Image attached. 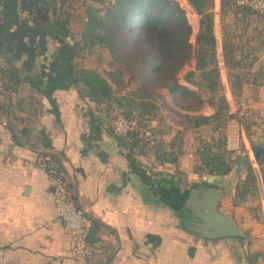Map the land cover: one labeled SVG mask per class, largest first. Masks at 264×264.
I'll return each mask as SVG.
<instances>
[{"label":"crops","instance_id":"0c3cea01","mask_svg":"<svg viewBox=\"0 0 264 264\" xmlns=\"http://www.w3.org/2000/svg\"><path fill=\"white\" fill-rule=\"evenodd\" d=\"M41 1L0 0V51L43 90L40 122L53 149L62 152L69 193L89 214L85 234L93 249L92 264H249L247 252L264 251L262 246L238 244L232 236L205 238L180 225L178 210L199 183L196 173L190 172V184H185L180 175V170H187L184 160L175 165L134 155L127 137L101 126L86 87L73 83L69 66L63 64L68 52L60 46L70 39L51 14L48 24L57 25L54 31L46 27L24 33L16 27L24 14L20 6ZM87 1L72 0L71 24L85 18ZM232 2L236 4L230 0L224 8L231 6L234 18L242 19ZM182 5L198 31L199 16L187 0ZM211 9L217 60L225 77V94L231 96L219 42L221 0H213ZM254 41L261 48L250 71L264 73V29ZM80 62L76 58L75 67H83ZM257 78L243 82L241 97L263 110L264 78ZM4 123L0 122V264H77L72 240L55 214L52 177L37 150L15 143ZM252 164L256 172L257 164ZM256 263L264 260L259 256Z\"/></svg>","mask_w":264,"mask_h":264},{"label":"trees","instance_id":"16d2710c","mask_svg":"<svg viewBox=\"0 0 264 264\" xmlns=\"http://www.w3.org/2000/svg\"><path fill=\"white\" fill-rule=\"evenodd\" d=\"M187 1L199 15L194 50L189 42L192 25L186 16V9L177 0H88L84 3L85 18L78 31H73L71 27L72 0H43L20 6L24 14L16 22V27L24 33H35L46 27L54 31L57 25L48 24L51 21L47 14H51L64 36L70 39L60 46L61 51L68 52L62 63L69 66L71 81L86 87L85 95L92 102L101 126L113 131L116 119L125 117L132 120L127 141L134 155L152 157L156 163L167 161L178 165L181 159L179 150L174 148L172 138L166 140L163 137L169 126L162 127L165 120L158 115L159 105L155 99L135 89L122 92L130 77L137 79L145 89L165 88L171 105L183 110L179 121L182 128L211 127L210 138H201L196 146V162L192 171L221 174L223 177L233 168L244 169V175L235 182L231 193L232 204L238 205L248 196L258 197L257 175L246 154L233 156V150L226 147L222 129L229 103L221 92L211 9L213 0ZM229 1L221 0V12ZM235 6L243 15L255 12L242 4L236 3ZM259 15L264 18V14ZM221 46L230 90L237 99L241 96L244 81H254L258 76L264 78V73L252 72L254 78H248L242 67H248L250 62L242 64L244 56L236 54L237 45L229 36L223 35ZM101 48H106L110 54L109 68L104 73L90 66L75 67V59L84 53L96 54L99 59ZM192 52L194 67L186 72L185 80L195 89L180 84L175 77ZM125 74H129L127 80ZM25 86L32 93L31 99L26 101L23 96L14 98L13 93ZM42 95L43 90L31 81L29 75L22 77L11 58L0 51V122H5L15 143L21 142L37 150V156L49 175L58 178L68 191L69 177L62 164V152L53 149L51 137L40 122V116H37L38 111L43 114ZM204 102L214 108L211 114L188 112L199 109ZM249 118L250 115L240 116L247 136L250 135ZM147 129L150 130L148 136L145 135ZM257 146L262 148L256 164L264 189V144L253 145ZM201 184H204L203 180ZM178 211L180 225L190 231L185 226L191 217L189 208L183 204ZM232 237L240 244L248 234ZM259 256L264 260V251L246 254L249 264H257Z\"/></svg>","mask_w":264,"mask_h":264},{"label":"rangeland","instance_id":"374dc122","mask_svg":"<svg viewBox=\"0 0 264 264\" xmlns=\"http://www.w3.org/2000/svg\"><path fill=\"white\" fill-rule=\"evenodd\" d=\"M182 5V0H177ZM234 4V2H232ZM235 5V4H234ZM183 6V5H182ZM192 8V7H191ZM185 9V8H184ZM231 6L224 8L222 12H220V38L219 42L221 45L222 37L229 36L230 39L234 42L236 47V54L238 56H244L242 59V64L250 62L248 67L243 66L242 70L246 73V76L251 79L254 78V74L250 71V68L253 66L255 61V52L261 48V44H258L254 41V37L259 33L260 30L264 29V18L263 16L256 14L255 12H249L246 15L242 13V19L234 18V12ZM193 10V9H192ZM84 11V10H83ZM194 11V10H193ZM80 11H76L77 17H79ZM186 13V10H185ZM196 13V12H195ZM197 14V13H196ZM198 15V14H197ZM188 16V15H186ZM199 16V15H198ZM189 21L192 25L191 33L189 35V42L191 44L192 50H194L195 46V35L197 33L196 24L193 22V17L189 14ZM187 18V19H188ZM80 20L73 22L71 25L73 31H78L80 29ZM218 31V30H217ZM216 31V35L218 33ZM100 58L97 59L96 54H87L84 53L80 56L81 64L83 66H90L96 68L100 72L104 73L106 69L109 68L108 62L110 60V54L106 48H101ZM216 48V53H217ZM194 52V51H193ZM193 52L189 58V60L176 72L175 77L180 84H184L191 88H196L194 85L188 83L185 80V74L188 70L193 69L194 67V55ZM247 54V55H246ZM218 61V60H217ZM220 66L218 62V67ZM220 68V67H219ZM129 74H125V78L127 80ZM219 76L221 81V92L224 93L228 103V113L225 117V124L222 129L224 134L230 135L235 134L237 146L233 148L232 155L237 154H246L250 163H254L253 156V142L258 140L260 137H264V109L261 110L260 107H253L249 105V103L245 102L243 98L240 96L237 99L231 96H227L225 94V77L223 75L222 68L219 69ZM261 76H258L257 79H260ZM127 85L124 86L122 92L126 90L135 89L138 92L148 94L150 97H153L156 103L159 105L158 115L162 116L165 120L162 127L165 125L169 126V130L163 134V137L166 140H170L172 138V143L174 148H178L180 155V163L184 160L186 171L180 170V175L184 179L185 184H190L187 175L192 171V166L195 164V149L198 145L201 138L209 139L211 136V127L209 125H203L197 127L195 129H184L179 124L181 119V113L183 110L176 109L171 105L170 97L165 88H155L153 90L145 89L143 86H140V82L137 79L130 77L128 79ZM243 91V89H242ZM241 91V92H242ZM231 92V90H230ZM29 90L26 88L20 89V91L13 93L14 98L18 96H23L26 101L31 99ZM204 96H207L206 93H203ZM248 108L250 110V118L248 120L249 123V131L250 135L247 136L245 128L240 122V116L237 111L241 108ZM43 111V109H42ZM214 111V108L210 106L207 102H204L203 105L193 111H188L189 113H203V114H211ZM37 112V116L41 118L42 114ZM38 117L35 118L37 121ZM154 124V121H152ZM180 131V132H178ZM216 134V133H215ZM264 144V140L262 142ZM227 137H226V147ZM228 148V147H227ZM253 165V164H252ZM208 174L206 172L196 173V181L201 184V175ZM244 175L243 168H233L232 173L225 175V181L215 180L212 184L217 185L219 188L224 189L226 192L224 196L219 201V207H225L227 212H230L235 220V223L246 233L248 234L247 239L242 240L240 244H258L264 248V199L261 197L260 192L258 197L248 196L246 200L241 202L238 205H233L231 200V193L233 190V186L236 181H238ZM224 177V176H223ZM218 183V184H217ZM260 191V190H259ZM228 201V202H227ZM227 202V203H226ZM192 218V217H191ZM239 244V243H238Z\"/></svg>","mask_w":264,"mask_h":264},{"label":"built area","instance_id":"2783aa9c","mask_svg":"<svg viewBox=\"0 0 264 264\" xmlns=\"http://www.w3.org/2000/svg\"><path fill=\"white\" fill-rule=\"evenodd\" d=\"M237 4L248 6L259 14H264V0H235ZM239 116L250 114L248 108H241L237 111ZM132 120L120 117L113 123V132L120 137H127L131 128ZM150 130H145V135H149ZM226 135V134H225ZM228 148L237 146V135H227ZM235 139V140H234ZM52 194L54 197L55 214L61 220L67 230L73 248V258L77 264H89L92 262L93 249L89 244L85 228L90 222L86 207L76 203L65 189L63 183L56 177H52Z\"/></svg>","mask_w":264,"mask_h":264},{"label":"water","instance_id":"95a60500","mask_svg":"<svg viewBox=\"0 0 264 264\" xmlns=\"http://www.w3.org/2000/svg\"><path fill=\"white\" fill-rule=\"evenodd\" d=\"M24 74H22V77ZM264 137H260L253 142V145H259ZM127 145V143H126ZM261 147H253V156L256 162ZM258 168L256 175L260 186L261 196L264 198V189ZM204 185L193 187L185 199V206L189 208L190 215L197 218L188 219L185 226L191 232L206 238H220L225 236H247L234 220L233 215L226 211L225 207H219V201L224 196V190L212 183L215 180H221V174L208 173L201 175Z\"/></svg>","mask_w":264,"mask_h":264},{"label":"flooded vegetation","instance_id":"af4514ba","mask_svg":"<svg viewBox=\"0 0 264 264\" xmlns=\"http://www.w3.org/2000/svg\"><path fill=\"white\" fill-rule=\"evenodd\" d=\"M202 185H204V184H199V185H196L195 187H196V188H198V187H201ZM191 217H192V218H191ZM191 217H190V219L197 220V218H196V217H194V216H191Z\"/></svg>","mask_w":264,"mask_h":264}]
</instances>
